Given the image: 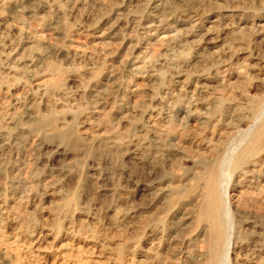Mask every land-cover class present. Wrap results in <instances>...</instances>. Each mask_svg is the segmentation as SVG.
Wrapping results in <instances>:
<instances>
[{"label": "rangeland", "instance_id": "obj_1", "mask_svg": "<svg viewBox=\"0 0 264 264\" xmlns=\"http://www.w3.org/2000/svg\"><path fill=\"white\" fill-rule=\"evenodd\" d=\"M0 264H264V0H0Z\"/></svg>", "mask_w": 264, "mask_h": 264}, {"label": "bare ground", "instance_id": "obj_2", "mask_svg": "<svg viewBox=\"0 0 264 264\" xmlns=\"http://www.w3.org/2000/svg\"><path fill=\"white\" fill-rule=\"evenodd\" d=\"M259 138H260V136H259ZM258 139V138H257ZM261 139V138H260ZM260 139H259V141H260ZM255 142V141H254ZM255 144V143H254ZM257 144V143H256ZM251 149V148H250ZM253 150V149H252ZM214 174V173H213ZM211 176H214V175H211ZM213 180H215L214 178H212ZM212 181V180H211ZM215 186V185H214ZM213 200H214V203H215V205L217 206V199H216V196L214 195V194H212V197H211ZM226 203H227V207H229L230 205H229V203H228V201H226ZM214 206V205H213ZM214 210V212H216V218H217V214H219V212L217 211V210H215V209H213ZM214 226V228H215V238H214V244L216 245V244H218L219 243V238L222 236V233H223V231H222V226H219V225H217V223H216V226L215 225H213ZM217 246H219V245H217ZM216 251V250H215ZM213 252H214V250H213ZM226 255H227V253H226ZM214 259V258H213ZM213 261V260H212Z\"/></svg>", "mask_w": 264, "mask_h": 264}]
</instances>
